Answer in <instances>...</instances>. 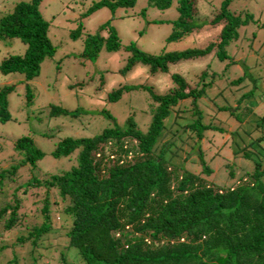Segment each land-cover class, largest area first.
I'll use <instances>...</instances> for the list:
<instances>
[{
    "label": "trees",
    "instance_id": "obj_1",
    "mask_svg": "<svg viewBox=\"0 0 264 264\" xmlns=\"http://www.w3.org/2000/svg\"><path fill=\"white\" fill-rule=\"evenodd\" d=\"M136 1L96 0L84 15L101 7L111 12L117 8L130 9ZM170 1L150 0L149 5L165 10L169 8ZM231 1L222 0L208 23L221 26L217 42L155 55L143 53L129 43L124 46L129 57L118 73L125 74L136 64L146 66L151 74L166 73L171 66L187 60L198 61L209 55L214 61L223 62L228 69L235 64L233 57L237 50L243 53L250 47L249 37L254 33L252 27L255 22L249 13L230 11ZM41 2L0 1V40L17 39L24 46L20 54L6 53L0 60L1 75L21 74L23 81L29 82L38 75L39 65L55 54L48 38L49 25L39 11ZM194 3L195 0H176L177 18L171 22L166 43L190 37L205 27L204 22L194 20ZM258 28L256 35L264 37V24ZM98 30L104 31L106 36L101 37ZM98 30L94 35L87 34L83 40V60L79 64L87 58L94 59L102 49L107 52L119 49V39L109 21L100 25ZM70 37L78 35L71 33ZM253 53L263 55L264 50ZM262 70L258 67L251 71L253 78L243 74L229 82L228 87L214 85L206 77V72L191 83L180 75L172 74L171 88L163 95L142 86L140 89L149 96V122L144 132L135 127L131 117H127L124 125L119 127L113 117L101 111L99 114L111 120L112 126L92 137L63 138L50 151V156L57 160H69L74 156L67 170L49 174L47 178H31V183L26 181L10 195L1 194L2 189L14 181L18 171H33L36 163L44 157L29 136L17 138L12 143L16 159L0 170V238L4 237L0 252L11 249V254L14 253L6 264H25L14 247L28 243L31 249H38L44 243L43 237L46 239V234L52 232L51 215L62 219L58 227L65 231L66 246L60 253L61 264H67L65 252L79 264H264V183L261 180L264 171L260 162L264 156V112L261 118L254 120L256 128L262 131L261 135L253 136L250 126H245L248 115H255L254 108L262 96ZM225 71L212 70V79ZM246 81L252 82V88L236 100L238 105L241 103L238 111L231 112L226 106L218 110L228 111L239 123L231 132L230 140L237 148L243 145L253 150L241 156L251 161L254 167L251 172L236 176L235 167L233 169L226 164L229 169L226 179L230 182L218 185L207 178L212 173V159L216 156L223 159V155L212 149L216 144L211 137L224 129L212 122H203L197 104L207 107L206 99L209 93L212 95L213 88H218L215 94L222 92L226 98L234 97L249 86ZM72 86L83 88L86 84ZM24 88V99L28 105L32 92L28 85ZM131 89L137 87L115 88L104 101L116 102L123 92ZM12 90L11 85L0 88V123L10 118L6 97ZM184 100L192 110L190 114L181 112L185 106L177 108ZM48 109L47 117L86 115L78 108L68 111L49 104ZM172 111L176 113L174 118L171 117ZM188 116H194V119ZM169 117L172 126L182 128V132L169 138L155 152L163 132H170ZM202 139L205 150L201 148ZM185 144L195 148L193 152L199 160L200 173L186 171L182 164L173 162L175 152ZM4 150L0 145V153ZM206 153L210 154L207 162ZM40 187L44 188L43 200L39 209L32 211V205L25 200L32 194L31 188ZM53 196L56 199L50 203L49 198ZM29 218L33 219L31 225L25 223ZM16 227H23L25 231L14 242L7 243V236L17 233ZM34 256L39 257V252L31 250L28 264H40Z\"/></svg>",
    "mask_w": 264,
    "mask_h": 264
},
{
    "label": "rangeland",
    "instance_id": "obj_2",
    "mask_svg": "<svg viewBox=\"0 0 264 264\" xmlns=\"http://www.w3.org/2000/svg\"><path fill=\"white\" fill-rule=\"evenodd\" d=\"M149 1L137 0L130 9L117 8L113 12L106 7H101L84 15L87 9L96 3V0H42L39 11L49 25L48 38L56 52L39 65L38 75L29 82H24L21 74L12 73L6 76L0 74V88L13 86V90L6 97L10 118L5 123H0V145L5 149L0 153V170L10 166L11 160L16 159L15 153L12 151V143L21 136H29L36 148L44 153V157L36 163L33 171L29 172L27 169L18 171L14 181L9 182L2 192L0 190L1 194L10 195L14 189L25 184L26 181L31 183V178L34 179L38 176L47 178L49 174L67 170L72 165L74 156L69 160H57L50 156V151L63 138L92 137L108 126H112L111 120L99 114L101 111H105L113 117L114 123L119 127L124 125L127 117H131L135 127L144 132L149 122L147 114L149 96L140 89L142 86L150 88L153 93L163 95L171 88L170 76L172 74L180 75L188 83H191L197 81L202 72H206V77L212 80L214 85L228 87L229 82L241 78L243 74H248L253 78L254 75L251 71L254 72L258 67L263 68L264 72V54L253 53L255 50H264V37L261 34L256 35L258 26H260L259 22L264 24V0H232L229 6L230 11L238 10L249 13L255 22L252 27L254 33L249 37L250 47L243 53L237 50V55L233 57L235 64L228 69H225L223 62L214 61L209 55V57L198 61L187 60L171 66L166 73L151 74L146 66L140 64H136L125 74L118 73L129 57L124 49V46L129 43L134 44L143 53L155 55L161 52L199 48L209 42H217L221 26L208 23L212 20L222 0H195L194 20L197 23L204 22L205 27H202L200 32L191 34L190 37L187 36L170 43H166L165 38L171 32V22L177 18L176 0H171L169 8L165 10H159L153 4L149 5ZM106 21H109L119 39V49L115 52H107L102 49L94 59L87 58L83 64H79V61L83 60L81 55L83 40L87 34L94 35L98 31L101 37H105L106 33L98 28ZM71 33H76L78 37L71 38ZM252 36H254L253 39ZM8 43L10 46H7ZM23 48L24 46L17 39L0 40V60L5 57L6 53L20 54ZM214 69L226 71L212 79L211 71ZM72 84H86V86L79 88ZM246 84L249 86L239 91L236 96L228 98L222 92L215 94L218 88H213L212 95L209 93L206 99L207 107L201 103L197 104V108L204 118L203 122H212L224 129L222 133L214 134L211 137L213 144H216V146L212 145V149L223 155V159L218 156L212 159L210 162L212 173L207 178L218 185L230 182V179H226L229 171L225 167L226 164L231 165L232 168L235 167L233 169L236 176H240L242 172H251L254 167L251 161L244 160L241 156L242 153H250L253 150L249 146L243 145L237 148L230 140L231 132L239 123L228 114V111L218 110V108L226 106L231 112H235L238 107H241V103L238 105L236 100L241 94L252 88V82L246 81ZM26 85L32 92V98L28 105L24 99L26 93L24 86ZM121 86H136L137 89L123 92L116 102L104 101L111 90ZM261 89L262 96L254 108L255 115H248L245 122V126H250L249 131H253V136L262 133L254 124V120L261 118L264 112V84ZM251 101L254 100L251 99ZM49 104L68 111L75 108L82 109L86 115L47 117ZM181 106L186 107L181 112L191 113L192 110L187 105V100L179 102L177 108ZM175 116L176 113L172 111L171 117ZM190 118L194 119V116ZM168 124H170L168 127L170 132H163L164 135L156 145L155 152L165 141H169V138L182 132V128L172 126L170 117ZM200 142L201 148L205 150L204 140L202 139ZM238 142L240 143L239 140ZM193 148L187 144L181 146L175 152L173 162L182 164L186 171L200 173L199 160L194 154L195 148ZM208 153L205 156L206 162L210 156ZM263 158L264 156L260 158V162L264 171ZM261 180L264 183V175ZM43 191V187L30 189L32 194L25 202L32 205L30 207L32 211L41 206ZM54 198V196L49 198V202L51 203ZM50 217L52 218V232L46 234V239L43 237L44 243L38 249H31L28 243L14 247V251L17 256H21L23 263L28 264L30 251L34 250L39 252V257L34 256V259L40 264H61L59 262L60 253L65 251L64 247L66 246L65 231L58 227L62 219L56 215ZM31 221L33 219L29 218L25 223L31 225ZM23 227H16L17 233L9 234L6 242H14L17 236L25 231ZM3 239L4 237L0 238V244ZM13 254H11V249L0 252V264L9 262ZM65 256L67 264H79L76 260L71 259L72 256L70 257L68 252H65Z\"/></svg>",
    "mask_w": 264,
    "mask_h": 264
},
{
    "label": "clouds",
    "instance_id": "obj_3",
    "mask_svg": "<svg viewBox=\"0 0 264 264\" xmlns=\"http://www.w3.org/2000/svg\"><path fill=\"white\" fill-rule=\"evenodd\" d=\"M260 23V25H262V23L261 22H259Z\"/></svg>",
    "mask_w": 264,
    "mask_h": 264
}]
</instances>
